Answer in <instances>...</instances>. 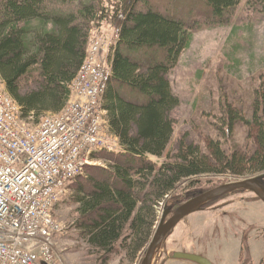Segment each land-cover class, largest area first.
Wrapping results in <instances>:
<instances>
[{"label": "trees", "instance_id": "trees-1", "mask_svg": "<svg viewBox=\"0 0 264 264\" xmlns=\"http://www.w3.org/2000/svg\"><path fill=\"white\" fill-rule=\"evenodd\" d=\"M181 1L173 0L178 3L173 6L182 8ZM197 1L212 16L192 25L156 0H0L1 71L9 92L24 107V117H35L37 123L66 110L96 31L111 17L117 20L120 38L111 56L114 77L105 107L125 151L96 152L97 160L111 164L90 166L77 179L75 196L83 234L107 258L123 250L138 259L156 237L162 205L176 196L170 203L179 209L208 190L196 178L264 171V85L252 119L228 104L221 124L226 140L214 139L209 152L185 141L175 160L154 159L167 157L178 131L176 113L183 99L171 75L194 46L197 32L209 23L234 25L246 0ZM250 5L264 13V0ZM241 121L258 130L256 153L231 144ZM188 180L192 184L182 194Z\"/></svg>", "mask_w": 264, "mask_h": 264}, {"label": "rangeland", "instance_id": "rangeland-1", "mask_svg": "<svg viewBox=\"0 0 264 264\" xmlns=\"http://www.w3.org/2000/svg\"><path fill=\"white\" fill-rule=\"evenodd\" d=\"M156 1L162 5L161 8L168 7L177 16H185L192 25L206 23L212 16L209 8L197 0L181 1L182 8H175L173 5L178 3L173 0ZM250 3L251 0L245 1L234 25L209 23L200 29L194 46L185 53L180 66L171 75L183 104L176 113L178 131L172 148L167 157H156V161L166 163L175 160L173 158L181 154L185 141L191 146L201 147L204 153L209 152L214 139L225 138L221 124L228 104L248 119L256 114L259 90L264 85V13L254 11ZM95 38H100L103 45L101 60L111 66V56L114 57L116 52L114 44L120 38L116 18L111 17L99 27ZM258 141V130L241 121L231 144L256 153ZM112 151L121 153L125 148ZM98 161L100 164L95 166L109 167L111 164L105 159ZM263 174L264 171L255 170L243 176L230 172L207 173L196 180L202 179L204 186L212 191L218 185L216 182L223 180L217 186L219 188ZM76 182L58 208V216L67 226L66 231L58 236V251L67 264H144L154 240L136 260L123 250L107 258L91 246L79 225L81 205L75 201ZM191 184L192 180H188L181 186L182 194ZM175 197L172 196L159 209L156 233L168 210L174 208L170 202L173 204ZM180 251L212 255L219 264H264V200L253 191H240L214 201L206 210L192 215L177 228L165 248V258Z\"/></svg>", "mask_w": 264, "mask_h": 264}, {"label": "built area", "instance_id": "built-area-1", "mask_svg": "<svg viewBox=\"0 0 264 264\" xmlns=\"http://www.w3.org/2000/svg\"><path fill=\"white\" fill-rule=\"evenodd\" d=\"M103 53L95 38L69 106L42 123L24 117L0 67V264H67L58 208L73 182L100 164L96 152L123 147L105 108L114 68Z\"/></svg>", "mask_w": 264, "mask_h": 264}, {"label": "water", "instance_id": "water-1", "mask_svg": "<svg viewBox=\"0 0 264 264\" xmlns=\"http://www.w3.org/2000/svg\"><path fill=\"white\" fill-rule=\"evenodd\" d=\"M240 191H253L264 200V174L258 177L247 178L225 184L189 201L177 211L174 208L168 210V213L156 234L154 242L147 253V258L144 264H157L160 257L165 256L164 251L169 239L186 219L198 212L206 210L214 201ZM171 216L173 217L171 218ZM170 258L194 261L199 264H216V262L208 256L185 251L177 252L174 256H170Z\"/></svg>", "mask_w": 264, "mask_h": 264}, {"label": "crops", "instance_id": "crops-1", "mask_svg": "<svg viewBox=\"0 0 264 264\" xmlns=\"http://www.w3.org/2000/svg\"><path fill=\"white\" fill-rule=\"evenodd\" d=\"M200 254H202V253H200ZM202 255L210 257L211 259H213L216 262V264H219L217 259L215 257H213L212 255H207V254H202ZM165 256L161 260H159L157 264H199L197 262L189 261V260L172 259L170 257L165 258Z\"/></svg>", "mask_w": 264, "mask_h": 264}]
</instances>
